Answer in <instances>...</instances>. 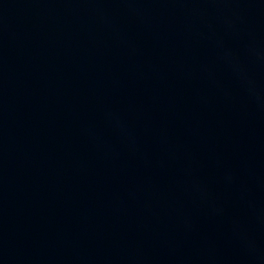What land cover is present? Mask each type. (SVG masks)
I'll list each match as a JSON object with an SVG mask.
<instances>
[{"label": "water", "instance_id": "1", "mask_svg": "<svg viewBox=\"0 0 264 264\" xmlns=\"http://www.w3.org/2000/svg\"><path fill=\"white\" fill-rule=\"evenodd\" d=\"M0 264H264V0H0Z\"/></svg>", "mask_w": 264, "mask_h": 264}]
</instances>
